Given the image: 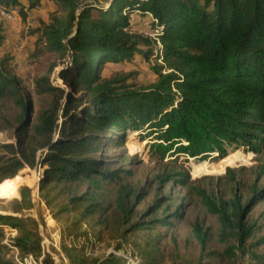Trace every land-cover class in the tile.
<instances>
[{
	"label": "trees",
	"instance_id": "obj_1",
	"mask_svg": "<svg viewBox=\"0 0 264 264\" xmlns=\"http://www.w3.org/2000/svg\"><path fill=\"white\" fill-rule=\"evenodd\" d=\"M36 1L28 0L27 9ZM53 1L61 13L32 34L39 35L49 53L69 58L57 72L64 86L55 85L50 75L35 81L45 106L34 121L33 103L19 80L0 66V100L12 99L17 110L12 119L0 117V131H13V142L0 145V172L14 177L24 169L40 168L37 194L46 208L56 210L54 217L75 214V226L84 224L97 234L123 230L122 235L166 227L173 218H182L178 208L161 215L166 199L161 195L139 211L144 189L123 184L122 176L130 171L109 169L97 156L106 143L124 144L128 131L137 133L140 142L147 140L150 151L160 157L171 153L202 162L213 155L222 159L229 151L233 154L227 157L241 158L238 149L254 154L264 149V0H108L106 7L95 1ZM0 9L26 15L18 0H0ZM132 13L155 27L160 44L156 59L165 64L154 66L159 78L147 88L130 89L118 85L120 80L101 78L107 63L153 56L151 49H141L150 40L131 31ZM164 68L168 72L161 74ZM177 176L188 196L217 219L226 264H237L238 254L248 253L246 244L256 233L249 214L264 200V188L252 185L250 198L242 204L230 169L217 178L229 199L217 184L203 183L210 177L194 184L188 183L186 173ZM32 191L25 184L19 187V197L7 203L14 215L0 214V227L17 230L13 247L38 259L43 253L37 223L23 215L34 207ZM192 232L202 260L207 232L198 222ZM62 250L71 264H85L80 250ZM250 255L256 264H264V257ZM41 264L54 261L45 254ZM95 264L122 263L111 258Z\"/></svg>",
	"mask_w": 264,
	"mask_h": 264
},
{
	"label": "rangeland",
	"instance_id": "obj_2",
	"mask_svg": "<svg viewBox=\"0 0 264 264\" xmlns=\"http://www.w3.org/2000/svg\"><path fill=\"white\" fill-rule=\"evenodd\" d=\"M34 1V0H33ZM51 6H44L39 13L24 9L25 16L18 11V18L14 19L15 26H10L0 16V66L9 75L20 82L21 91L33 103L32 119L35 121L45 106V101L35 91V81L43 75H50V80L59 86L63 82L57 78L60 67L67 65L69 58L61 59L49 53L44 43L39 41V35H33L35 29H43L52 19L61 13V6L53 0ZM81 3L95 1L98 6L106 7L108 0H79ZM38 2V1H36ZM10 22V21H9ZM131 31L150 40L148 47L141 49L152 50L153 56L146 60L135 56L132 60L119 63H107L101 75L103 80H120L130 89L147 88L159 78L156 67H165L159 55L160 44L156 41L157 31L148 19H143L138 13L130 16ZM149 49V50H148ZM166 68L161 74L167 73ZM17 110L12 99L0 100V117L12 119ZM124 144L106 143L99 147L97 156H102L109 169H127L129 175L122 176V183L135 190L144 189L145 199L138 206L144 211L152 201L161 195L165 199L161 210L171 214L178 208L182 218L171 220L166 227H159L151 231H139L122 235L123 230L93 231L86 225L75 226L77 215L67 214L54 217L56 212L46 208L37 194L36 183L40 168L24 169L14 177H3L0 172V214L14 215L7 203L19 197L18 189L21 185L32 188L34 207L24 212L25 217L34 219L41 238L42 257L22 256L13 247V239L18 231L8 226L0 227V264H41L45 254H48L54 264H71L62 246H71L79 251V257L85 264H95L98 260L118 258L122 264H226L225 246L219 241V223L215 217L206 213L201 205L193 201L187 189L179 183L182 177L178 174L186 173L188 183L200 181L202 177H210L203 183L217 184L225 199L230 193L225 189L223 181L217 178L225 175L227 169L234 172L238 183V193L242 196V204L251 196V186L264 188V149L258 154L245 153L241 149V158L227 157L216 159L215 155L198 161V159L174 155L171 153L163 157L154 154L147 146V140L140 142L135 132H127ZM13 142V131H0V145ZM1 153V150H0ZM233 157V156H232ZM167 179L160 183L159 179ZM17 179V183L13 181ZM12 182V183H11ZM9 184L11 185L9 187ZM195 184V183H194ZM201 185V184H200ZM226 190V191H225ZM251 222H255L256 233L246 244L248 253L238 254L237 264H256L250 252L264 257V200L258 202L249 214ZM198 222L208 235V245L200 260V247L192 232L194 223ZM77 227V228H76ZM260 243L259 245H257ZM253 247V248H252ZM251 249V250H250ZM84 257V258H83ZM76 264V263H75Z\"/></svg>",
	"mask_w": 264,
	"mask_h": 264
},
{
	"label": "crops",
	"instance_id": "obj_3",
	"mask_svg": "<svg viewBox=\"0 0 264 264\" xmlns=\"http://www.w3.org/2000/svg\"><path fill=\"white\" fill-rule=\"evenodd\" d=\"M23 6H24V9L27 8V4H28V0H18ZM37 5L34 6V8L31 9L32 12H35V13H39L41 12L42 8L44 6H51L53 3L52 1H44V0H37ZM0 10H4V9H0ZM9 16H10V19L9 21H6L7 24H10V26H15L16 22L14 21V19L18 18L17 14H18V9H12V10H5ZM26 11V10H25ZM30 11V10H29ZM0 16L3 17L0 13ZM4 19H6L7 17H3Z\"/></svg>",
	"mask_w": 264,
	"mask_h": 264
},
{
	"label": "built area",
	"instance_id": "obj_4",
	"mask_svg": "<svg viewBox=\"0 0 264 264\" xmlns=\"http://www.w3.org/2000/svg\"><path fill=\"white\" fill-rule=\"evenodd\" d=\"M0 13H1V15H2L3 17H7V18L10 17L9 14H8L5 10H0Z\"/></svg>",
	"mask_w": 264,
	"mask_h": 264
},
{
	"label": "bare ground",
	"instance_id": "obj_5",
	"mask_svg": "<svg viewBox=\"0 0 264 264\" xmlns=\"http://www.w3.org/2000/svg\"><path fill=\"white\" fill-rule=\"evenodd\" d=\"M17 181H18V180H16L15 183H17ZM10 186H11V185L9 184V187H10Z\"/></svg>",
	"mask_w": 264,
	"mask_h": 264
}]
</instances>
